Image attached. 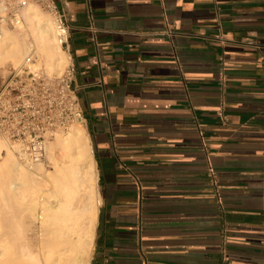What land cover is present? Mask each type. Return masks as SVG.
Returning a JSON list of instances; mask_svg holds the SVG:
<instances>
[{
	"label": "crops",
	"instance_id": "0c3cea01",
	"mask_svg": "<svg viewBox=\"0 0 264 264\" xmlns=\"http://www.w3.org/2000/svg\"><path fill=\"white\" fill-rule=\"evenodd\" d=\"M54 1L101 199L90 264H264V0Z\"/></svg>",
	"mask_w": 264,
	"mask_h": 264
},
{
	"label": "bare ground",
	"instance_id": "6f19581e",
	"mask_svg": "<svg viewBox=\"0 0 264 264\" xmlns=\"http://www.w3.org/2000/svg\"><path fill=\"white\" fill-rule=\"evenodd\" d=\"M22 14L33 42L1 29L0 66H20L35 53L45 73L60 74L68 56L57 39L55 20L35 5ZM56 137L62 159L55 157L49 175L43 174L42 163L23 164L0 140V172L7 170L0 192L27 205L19 221L0 222V264H90L101 200L90 140L83 126ZM44 182L50 189H43Z\"/></svg>",
	"mask_w": 264,
	"mask_h": 264
},
{
	"label": "built area",
	"instance_id": "2783aa9c",
	"mask_svg": "<svg viewBox=\"0 0 264 264\" xmlns=\"http://www.w3.org/2000/svg\"><path fill=\"white\" fill-rule=\"evenodd\" d=\"M29 5L55 17L56 34L66 50L70 30L54 0H0V33L3 26L16 28L24 22L22 11ZM35 53L20 66L8 67L1 77L0 135L12 143L26 163L44 162L48 144L56 134L75 126H84L86 118L76 87V64L68 57V65L60 74H47L36 67ZM226 78L221 76L224 87ZM216 185V175L209 170Z\"/></svg>",
	"mask_w": 264,
	"mask_h": 264
},
{
	"label": "rangeland",
	"instance_id": "374dc122",
	"mask_svg": "<svg viewBox=\"0 0 264 264\" xmlns=\"http://www.w3.org/2000/svg\"><path fill=\"white\" fill-rule=\"evenodd\" d=\"M40 11L43 12L45 15H47V16H49V17H51V18H53L55 20V17L51 13H49L47 11H44L42 9H40ZM19 26H22V29L19 30L18 32H17V29H16L17 26H16V28H13V27H10V26H3L2 29L3 30L4 29L5 30H8L11 33H17V34L19 33V34H21L22 36L25 37V39L27 40V42H33V40L31 39V35L32 34H31L29 28L27 27V24H26L25 20H24L23 24L22 25H19ZM28 31H29V33H28ZM35 59H36V64L39 65L40 68L44 70V68L41 67V65L43 66V64L38 59L37 56H36ZM67 65H68V61H67V64L63 67V69H62L61 72H63V70L66 68ZM10 66H14V65H6L4 67L0 66V86L2 84L1 77L4 75L5 70L8 67H10ZM54 73L57 74V72H54ZM54 73H52V74H54ZM75 128H76V126L75 127H72L70 130H68L66 132L59 133V134H56V135H63V136H65L66 134H70L71 131L73 129H75ZM0 140L4 143V146H5L4 148L5 149H10L11 152H14L15 157L18 159L19 156L16 153V149H15L14 145L12 143H10L9 141H7L1 135H0ZM55 157L58 159L57 161H59V162L62 159L61 158L62 157V150H61V148L57 144V137L56 138L54 137V139L48 144L46 160L44 162H41L42 163V167H43V171H44V173H43L44 175H49V174H52L53 173V170L55 169V161H56V158ZM2 162H3L2 161V158L0 157V165H1ZM21 162H23V164H25V165L28 164V163H26L24 161H21ZM4 170H2V172ZM6 171L7 170H5V172H3V174H1L2 172H0V178H1L0 180H2L4 176H5L4 179H6V177H7ZM44 183H46V182H44ZM47 183H50V182L47 181ZM46 184H44V188L43 189H45V190L50 189V187H51L50 184L51 183L49 185L47 184V186H46ZM26 209H27L26 203H23L20 200H17V197L14 196V194L13 195H9L7 192L6 193H1L0 192V222H4V224H5V222L7 224H8V222L9 223L10 222H17V220L21 216L22 212L24 210H26Z\"/></svg>",
	"mask_w": 264,
	"mask_h": 264
}]
</instances>
